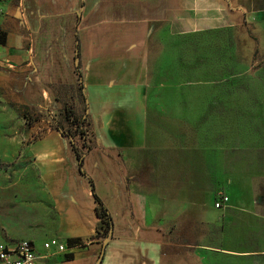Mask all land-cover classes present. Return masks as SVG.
Instances as JSON below:
<instances>
[{
    "label": "rangeland",
    "instance_id": "rangeland-1",
    "mask_svg": "<svg viewBox=\"0 0 264 264\" xmlns=\"http://www.w3.org/2000/svg\"><path fill=\"white\" fill-rule=\"evenodd\" d=\"M70 25L31 38L30 65L0 74V242L9 231L37 247L52 237L27 145L49 131L60 101L81 108ZM148 60L145 147L119 159L127 184L147 197L165 251L178 264H264V23L159 30ZM243 175L251 211L213 208V194Z\"/></svg>",
    "mask_w": 264,
    "mask_h": 264
},
{
    "label": "crops",
    "instance_id": "crops-1",
    "mask_svg": "<svg viewBox=\"0 0 264 264\" xmlns=\"http://www.w3.org/2000/svg\"><path fill=\"white\" fill-rule=\"evenodd\" d=\"M59 21L71 23L73 61L94 147L83 157L82 175L72 142L58 131L27 145L54 214L51 238L80 242L41 264H178L180 258L165 251L147 197L127 184L119 159L145 147L150 41L159 30L190 35L264 23V0H0V30L7 35L0 46V74L26 69L31 38L47 34ZM221 192L228 199L223 208H253L249 176L229 178ZM93 194L111 219L110 236L102 244L95 237ZM213 199L214 194L212 206ZM8 233V242L22 239Z\"/></svg>",
    "mask_w": 264,
    "mask_h": 264
},
{
    "label": "trees",
    "instance_id": "trees-1",
    "mask_svg": "<svg viewBox=\"0 0 264 264\" xmlns=\"http://www.w3.org/2000/svg\"><path fill=\"white\" fill-rule=\"evenodd\" d=\"M74 37L76 42L77 38L76 36ZM6 39V32L0 30V46L6 45ZM77 49L76 46L75 50L77 51ZM74 71L77 74L76 91L81 103V108L76 109L71 105H67L64 101H60V108L57 111L56 116L52 119V127L49 130H56L62 136L67 138H76V140L72 142V148L76 155L78 171L80 174L85 175L83 170V157L89 149L94 147V144L91 143V124L85 105L79 72L76 67H74ZM23 115L26 117V120H30L27 113L24 112ZM93 196L95 203L94 214L97 219L95 225V237L97 241L102 244L110 236L111 219L102 203L94 194ZM66 244L67 246L72 247L80 244V242L78 239H71L67 240Z\"/></svg>",
    "mask_w": 264,
    "mask_h": 264
},
{
    "label": "built area",
    "instance_id": "built-area-1",
    "mask_svg": "<svg viewBox=\"0 0 264 264\" xmlns=\"http://www.w3.org/2000/svg\"><path fill=\"white\" fill-rule=\"evenodd\" d=\"M71 142L76 138H69ZM228 199L221 191L214 194L213 208H223ZM41 251L35 248L32 241L21 239L13 242L2 240L0 242V264H41L50 256H64L69 250L66 243L50 238L41 243Z\"/></svg>",
    "mask_w": 264,
    "mask_h": 264
}]
</instances>
